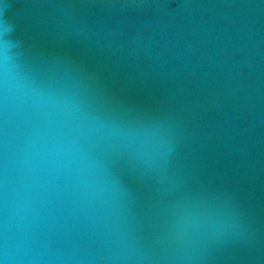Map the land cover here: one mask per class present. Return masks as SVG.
<instances>
[{"label": "water", "instance_id": "water-1", "mask_svg": "<svg viewBox=\"0 0 264 264\" xmlns=\"http://www.w3.org/2000/svg\"><path fill=\"white\" fill-rule=\"evenodd\" d=\"M0 264H264V0H0Z\"/></svg>", "mask_w": 264, "mask_h": 264}]
</instances>
